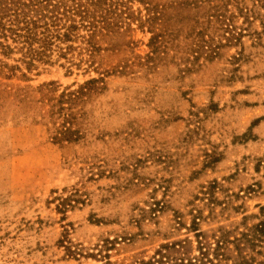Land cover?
I'll return each instance as SVG.
<instances>
[{"label": "rangeland", "instance_id": "obj_1", "mask_svg": "<svg viewBox=\"0 0 264 264\" xmlns=\"http://www.w3.org/2000/svg\"><path fill=\"white\" fill-rule=\"evenodd\" d=\"M158 1L172 33L156 53L135 29L106 37L88 70L8 59L20 69L0 73V264H104L87 255L108 240L120 264H264L261 23L233 44L211 33L217 55L197 56L208 4Z\"/></svg>", "mask_w": 264, "mask_h": 264}, {"label": "trees", "instance_id": "obj_2", "mask_svg": "<svg viewBox=\"0 0 264 264\" xmlns=\"http://www.w3.org/2000/svg\"><path fill=\"white\" fill-rule=\"evenodd\" d=\"M158 0H0V73L9 69L7 76L14 74L12 67L20 69L19 65H10L8 59L23 63L32 70L37 63L57 64L68 67H94L96 55L103 49L102 43L106 37L117 33H129L141 29L151 33L148 45L152 53L168 47L169 40L165 35H171L168 27L169 17L165 8ZM208 4L207 10L196 22L201 25L196 31L199 37L194 50L197 56L206 53L215 57L218 53L213 44L215 33L223 35L226 44L241 42L246 33L262 35L253 27L255 21H260L264 31V0H200ZM144 7L134 9V4ZM195 3V2H193ZM198 5L195 4V7ZM201 18V19H200ZM242 22L239 23V20ZM203 20V23L201 22ZM134 24L137 27H134ZM207 36V38L205 37ZM223 45V44H222ZM14 54H20L14 57ZM27 76L26 73H22ZM103 78H92L79 90L70 92L76 98L93 90V85ZM70 133L65 139L78 140L71 136L67 127L63 134ZM59 139L63 137L59 136ZM60 200L56 208L66 212L77 202L76 193L69 196L55 197ZM68 228L65 232L68 233ZM108 240V239H107ZM109 241V240H108ZM105 250L88 253V257L101 255L104 264L114 263ZM112 242V241H109ZM65 247L68 256L77 257L82 253L72 247L68 235L59 240ZM70 243V244H69ZM106 251V253H104ZM150 262V261H149ZM134 264H149L148 262Z\"/></svg>", "mask_w": 264, "mask_h": 264}]
</instances>
